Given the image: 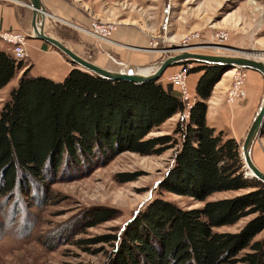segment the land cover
Returning a JSON list of instances; mask_svg holds the SVG:
<instances>
[{"label": "trees", "instance_id": "1", "mask_svg": "<svg viewBox=\"0 0 264 264\" xmlns=\"http://www.w3.org/2000/svg\"><path fill=\"white\" fill-rule=\"evenodd\" d=\"M31 67L0 50V89L23 70L0 110V199L47 191L68 164L78 169L125 151L160 155L174 148L162 190L200 201L246 192L190 209L153 200L127 224L113 264H264V237L254 240L264 232V183L247 175L240 142L207 121L224 66L201 64L191 71L202 73L189 109L158 80L105 79L75 67L56 82L31 75ZM176 114L171 134L148 137ZM108 213L95 209L88 227L111 220ZM247 216L253 218L238 233L215 231Z\"/></svg>", "mask_w": 264, "mask_h": 264}, {"label": "rangeland", "instance_id": "2", "mask_svg": "<svg viewBox=\"0 0 264 264\" xmlns=\"http://www.w3.org/2000/svg\"><path fill=\"white\" fill-rule=\"evenodd\" d=\"M18 1L30 7V0ZM42 1L46 11V33L77 48L83 57L95 63L101 56H111L115 71L151 73L155 64L184 51L251 57L264 62V0ZM100 25L113 30L103 37L96 27ZM21 33L27 38L26 42L33 38L32 28ZM0 40L7 44L1 37ZM8 45L11 54L12 44ZM119 51L126 52L128 58L137 54L152 55L151 65L137 69L131 63L127 66ZM22 61L31 65L27 56ZM201 64L186 61L183 65L170 66L158 82L178 89L170 77L182 68L189 69V75L193 74L191 71ZM73 66L79 67L76 63ZM234 69L242 68L224 72L219 80L226 75L224 81L215 86L208 102L213 106L215 99L222 96L223 113L218 123L226 131L231 130V126L235 128V122L231 121L232 112L236 113L239 107L240 110L246 108L250 100V93L246 92L243 100L228 102L227 94L237 70L227 74ZM244 70L249 74L252 69ZM22 72L19 71L12 82L0 89V110L10 99L11 90L18 84ZM258 74L260 94L248 131L264 99V76ZM245 88L247 91V83ZM178 93L180 95L179 90ZM195 97L196 93L192 94V100ZM179 119L180 114L172 116L148 137L171 134ZM261 130L253 144L252 158L264 172V124ZM246 136L240 140L241 146ZM174 153V148L160 155L125 151L109 162L96 160L100 166L93 162L76 169L68 164L50 181L52 185L47 191H37L28 198H1L0 264H113L114 251L119 250L127 224L153 200L164 198L190 209L201 208L206 201L232 198L246 192L215 193L206 201H200L162 190L160 183L172 167ZM95 209H105L114 217L88 227L93 223L91 213ZM252 218L244 217L234 225L215 228V231L238 233ZM263 237L264 232L254 240ZM248 251L246 249L243 253Z\"/></svg>", "mask_w": 264, "mask_h": 264}, {"label": "crops", "instance_id": "3", "mask_svg": "<svg viewBox=\"0 0 264 264\" xmlns=\"http://www.w3.org/2000/svg\"><path fill=\"white\" fill-rule=\"evenodd\" d=\"M33 10L31 7H28L26 4L18 1V0H0V33L3 31H10L16 30L19 32H26L31 31V24L33 19ZM48 34V33H47ZM50 35V34H49ZM61 40V39H60ZM62 41V40H61ZM64 42V41H62ZM27 60L30 61L31 64V74L35 76H46L51 78L52 80L59 82L64 80L69 72L75 68L73 64L59 51H57L51 44L41 41L35 38H30L27 40ZM65 43V42H64ZM68 47H70L73 51H76L79 55L82 56V52L77 50V48L72 47L66 43ZM0 50L6 51L10 53V46L8 44L3 43L0 40ZM119 56L122 57V61L125 65L128 66L130 64L133 68L137 69L143 65H151V56L152 55H133L131 58L127 57L126 52L119 51ZM135 56L134 59H132ZM83 57V56H82ZM111 56H101L97 61V64L103 68H108L113 70L115 66L111 61ZM121 61V62H122ZM128 63V64H127ZM129 65V66H130ZM232 73V72H231ZM228 73L227 75H229ZM258 72L251 70L248 74L247 79V92L250 93L249 102L246 108H242L236 111L233 114L232 112V119L231 121L235 122V128L233 129L231 126V130L226 131L221 127L218 123L222 118L223 113V106L220 101H223L220 97H217L216 102H214L213 106L209 105L208 112H207V121L208 124L214 127L217 131L222 130L225 131L227 137L229 138H236L239 142L243 139L248 130V126L250 120L252 118L253 112L256 107L257 97L260 94L259 90L261 88L260 78L258 76ZM200 74L193 73L189 75V85L190 90L193 92L192 94L195 95L197 82L200 78ZM226 76V75H225ZM223 80L219 81L217 85L221 84ZM193 78V79H192ZM168 90L175 91L178 93L177 88H174L170 85L166 86ZM176 89V90H175ZM179 94V93H178ZM212 97V96H211ZM210 97V98H211ZM220 103V104H219ZM237 109V108H236ZM229 127V126H228Z\"/></svg>", "mask_w": 264, "mask_h": 264}, {"label": "water", "instance_id": "4", "mask_svg": "<svg viewBox=\"0 0 264 264\" xmlns=\"http://www.w3.org/2000/svg\"><path fill=\"white\" fill-rule=\"evenodd\" d=\"M29 6L32 8L34 14L32 19V33L33 38L38 40H43L47 43H50L57 51L61 52L65 56L71 59V62L76 63L80 68L87 72H92L98 74L103 78H109L112 80H127L131 82H145L149 80H158L160 79L166 70L170 66L179 65L185 61H195L202 62V64H211V65H222L227 70L232 68H242V69H252L261 73L264 76V62L251 58V57H242V56H224V55H206L203 53H191L184 51L183 53L177 55H171L169 58L164 59L163 61L155 64L156 68L154 73L145 74L140 71L135 72L133 70H122L115 71L108 68H103L97 63L82 57L77 52L73 51L60 39H57L46 33L44 27V21L46 17L45 6L42 0H30ZM264 98V97H263ZM247 136L242 144L243 146V159L247 167V175L250 177H256L259 181L264 183V172L257 166L252 158L253 144L258 136L262 132V126L264 124V99L256 113Z\"/></svg>", "mask_w": 264, "mask_h": 264}, {"label": "built area", "instance_id": "5", "mask_svg": "<svg viewBox=\"0 0 264 264\" xmlns=\"http://www.w3.org/2000/svg\"><path fill=\"white\" fill-rule=\"evenodd\" d=\"M99 34L103 37L107 36L113 30L107 26H96ZM0 37L7 44H12V54L17 60H25L26 54V37L23 33L17 31H4L1 32ZM224 37V36H223ZM191 67V65H190ZM234 76L233 86L230 88L227 94V100L233 103L237 100H243L246 98V88L245 81L247 79V72L244 69H236ZM174 86L178 87L182 100L187 104V109H189L192 104V94L189 85V69L182 68L179 72L170 77ZM187 117V113H186Z\"/></svg>", "mask_w": 264, "mask_h": 264}, {"label": "bare ground", "instance_id": "6", "mask_svg": "<svg viewBox=\"0 0 264 264\" xmlns=\"http://www.w3.org/2000/svg\"><path fill=\"white\" fill-rule=\"evenodd\" d=\"M235 70H236V69H234V70L230 71L229 73H231V72L233 73ZM135 72H137V71H135ZM142 73H145V74H152V73H154V71H153V72H151V73H150V72H144V71H142Z\"/></svg>", "mask_w": 264, "mask_h": 264}]
</instances>
